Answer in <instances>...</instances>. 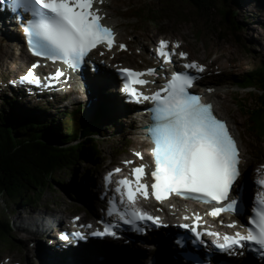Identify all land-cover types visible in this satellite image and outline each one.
Wrapping results in <instances>:
<instances>
[{
  "label": "snow or ice",
  "instance_id": "snow-or-ice-1",
  "mask_svg": "<svg viewBox=\"0 0 264 264\" xmlns=\"http://www.w3.org/2000/svg\"><path fill=\"white\" fill-rule=\"evenodd\" d=\"M98 2L102 0H10L9 6L14 12L22 9L30 14L31 19L22 23V28L28 50L33 56L53 62L60 61L76 71L98 45H105L111 50L115 41V33L101 23L103 17L94 7ZM119 47L125 49L123 44ZM166 47V42L161 41L156 49L157 56L162 57L165 64L170 62L171 57V53L165 51ZM100 54L103 55L102 52ZM179 55L182 59L186 58L183 52ZM38 66L33 64L32 68ZM184 68L204 71L195 62L185 64ZM120 72L126 78L122 90L134 102L151 100L154 104L151 111L156 123L150 129L154 145L151 151L155 164L151 172L154 182L150 186L142 182L146 175L144 165L133 168L131 174L134 180H119L115 188V192L121 196L123 211L116 208L113 200H109L108 215H117L124 224L129 225L136 221H151L159 225V218L135 206L139 196L145 200L150 198L149 187L151 196L158 202L168 199L170 194L183 196L190 193L201 196L205 203L216 205L208 213L213 218L225 211L234 212L238 201L230 199V190L240 174L238 146L227 123L218 119L211 106L201 102L200 96L188 91L195 77L173 73L159 91L147 96L138 92L135 86L148 84L149 81L142 77L155 76V69H147L145 72L121 69ZM63 75V71L57 69L51 79L58 80ZM22 80L39 82L31 69ZM134 155L142 158L139 153ZM131 163L125 161V165ZM114 171L119 173L121 169ZM112 175L110 172L105 177L106 184ZM255 183L259 192L251 209L252 215L247 222L250 227L246 228V234L242 235L238 231L233 236L225 234L221 237L219 233H206L215 237L213 244L218 250L236 254L237 249L255 245L264 253V176L258 174ZM124 197L127 198V204ZM225 204L226 207L222 206ZM180 227L188 228V225ZM227 227H235V224ZM189 230L199 239L197 226ZM74 235L79 236L78 233ZM92 235L114 236L115 233L112 226L105 225L103 231H95ZM66 238L62 236V239Z\"/></svg>",
  "mask_w": 264,
  "mask_h": 264
},
{
  "label": "rangeland",
  "instance_id": "rangeland-1",
  "mask_svg": "<svg viewBox=\"0 0 264 264\" xmlns=\"http://www.w3.org/2000/svg\"><path fill=\"white\" fill-rule=\"evenodd\" d=\"M210 1L211 5L218 7L220 0ZM234 2L235 0H233ZM263 2L264 0H261V3ZM261 3L259 4L261 5ZM106 5L105 9L111 17H108V22L118 26L120 35L124 37L125 41H131V54L137 52V44H141L146 49V36L150 34L156 37L155 29L160 26L163 29L161 35L181 39L193 58L207 63L216 60L222 63L225 67L222 82L229 80L234 75L236 78H240L245 72L252 71L253 68L257 67L259 61L264 62V17L259 13L263 6L257 11L254 4L243 5V13L247 15L248 19L243 21V31L238 33V38H236L230 29H227V25L222 24V19L216 9L204 10L206 12L204 15L202 10L191 7L190 4H186L182 0H107ZM157 10L161 13L160 17L154 19L153 22L149 21L150 16ZM240 14L242 15V13ZM242 17H235V21L239 25L242 23ZM243 43L248 45L249 50L244 48ZM122 56L121 61L128 60L130 64L132 61L136 65L139 64V61L133 60L129 53ZM7 60L4 56H0V79L5 77L4 64ZM232 82L231 79L230 87H223L220 84L216 107L222 116L228 117L232 121L245 154L251 160L253 158L250 151L253 146L250 142L252 135L246 127L248 125L246 114L237 108L235 99L243 97L250 101L253 98L251 99L247 92L235 88ZM113 93L115 91L111 90V98H113ZM243 98L240 99L241 104H243ZM249 104L252 106L253 101H250ZM65 123L71 127V121L65 120ZM114 126L119 129V133L115 127H101L100 133L102 136L105 134V140L98 142V150L100 152L99 157L106 159L104 165L108 163L110 152L115 151L114 155L117 156L121 148L126 145L132 146V140L137 136L138 128L135 126L131 128L127 120ZM123 133L126 135L125 140L120 137ZM120 145L122 146L120 147ZM256 148L260 154L264 155V145H258ZM127 154L130 155L129 152ZM128 155L126 156L128 157ZM84 159L86 163L75 165L74 170L77 169L75 172L60 173L64 184L78 186L82 177L93 175V170L103 169L102 165H96V160L94 161L95 164L91 165L86 157ZM29 196L15 201L0 196V228L2 229L0 233V264H4L5 258L10 259L9 263L11 264H31L29 259L35 255L33 246L37 241L36 238L39 237L38 234L30 231V228L34 226L36 217L52 210L58 214L60 211L66 210L68 212L67 214L60 213L59 217H67L74 213L81 214L84 210L81 203L74 201V197H68L66 192L57 184L53 188L45 190L38 202L39 206L36 208L28 199ZM30 216H33L34 220H30ZM8 226L11 229L9 232ZM26 227H29V230L24 229Z\"/></svg>",
  "mask_w": 264,
  "mask_h": 264
},
{
  "label": "trees",
  "instance_id": "trees-1",
  "mask_svg": "<svg viewBox=\"0 0 264 264\" xmlns=\"http://www.w3.org/2000/svg\"><path fill=\"white\" fill-rule=\"evenodd\" d=\"M182 1L196 8H201L203 1L207 3V0ZM244 84L259 87L261 85L264 88V65L245 76ZM27 111L24 109L22 114H31ZM247 112L249 120L257 128V133L262 134L264 97H260L256 107ZM17 120L19 116L11 114L0 117V196L15 201L30 195L28 199L32 202L33 199L39 200L45 190L51 188V183L61 185L59 179H56V174L67 169L65 166L82 154L85 156L84 150L88 148V140L91 139L89 136L98 129V119L95 116L81 130L79 121L74 120L68 131L63 130L59 122L46 119H39L37 122L34 120L33 123L27 119L28 124L16 130ZM45 133H48L47 143ZM13 135L17 136L18 140L13 139ZM81 137L83 141L80 140ZM73 138L79 140L77 152L73 147L64 149L58 147L72 141ZM91 148L96 151L94 144ZM1 231L0 228V233Z\"/></svg>",
  "mask_w": 264,
  "mask_h": 264
},
{
  "label": "bare ground",
  "instance_id": "bare-ground-1",
  "mask_svg": "<svg viewBox=\"0 0 264 264\" xmlns=\"http://www.w3.org/2000/svg\"><path fill=\"white\" fill-rule=\"evenodd\" d=\"M261 3V2H260ZM245 6V5H244ZM259 6V8H261V6H263V9L262 10H260L261 12L264 10V2L263 3H261V5L259 4L258 5ZM259 10V9H258ZM259 15V14H258ZM112 25V24H111ZM4 34V33H3ZM4 36L6 37V35L4 34ZM13 42H15L16 41V39L15 38H13V37H10V36H7L6 38H3L2 39V42L0 43V51H1V53H3L5 56H11L12 54H13V44L11 43L12 41ZM15 65V63L13 64V62L11 63V64H9L8 65V67H7V70H6V72L7 73H10L12 70H13V66ZM86 98H84V100H85ZM206 100L208 101V102H211V101H214V102H216L217 101V96H215V95H209V96H206ZM85 101H89V102H87L86 103V109L89 111L92 107H93V105H94V102H93V100L92 99H87V100H85ZM84 101V102H85ZM117 109H118V107H117ZM115 110L116 109H114L113 110V113H115ZM28 112V111H27ZM116 113H117V110H116ZM143 122V121H142ZM248 167H249V163H248V161H244V164H243V168L246 170V169H248ZM87 183H88V181L87 180H85V184L83 185V189H85V186L87 185ZM96 185L97 184H95V187H96ZM247 185V183H245L244 182V186H246ZM248 188H249V186H248ZM83 189H81L84 193H86L87 191H85V190H83ZM96 189V188H95ZM249 189H251V188H249ZM171 204H169L168 205V208H169V206H170ZM186 210H187V212L186 213H188L189 211H190V209L188 208V207H186ZM172 211H175V210H169V212H172ZM176 216L178 215L177 213L175 214ZM29 216V215H28ZM19 218V217H18ZM30 219H32L33 220V218H32V216H30ZM18 220V219H17ZM21 222V221H20ZM159 251H161V249H160V247H158V248H154V250H152V256H154L153 257V260H152V263H149L150 262V260H151V258L149 257V256H147V252H138V251H134V253H132V255H133V257L134 258H136L137 259V263L139 262V260H144V259H147V258H149V261H148V263L147 264H154L155 262H156V256H158L157 255V252H159Z\"/></svg>",
  "mask_w": 264,
  "mask_h": 264
}]
</instances>
